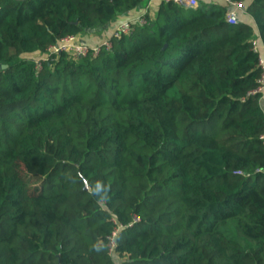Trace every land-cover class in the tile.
I'll return each mask as SVG.
<instances>
[{"label": "trees", "instance_id": "16d2710c", "mask_svg": "<svg viewBox=\"0 0 264 264\" xmlns=\"http://www.w3.org/2000/svg\"><path fill=\"white\" fill-rule=\"evenodd\" d=\"M146 1L0 0V264H264V0L48 51Z\"/></svg>", "mask_w": 264, "mask_h": 264}, {"label": "built area", "instance_id": "2783aa9c", "mask_svg": "<svg viewBox=\"0 0 264 264\" xmlns=\"http://www.w3.org/2000/svg\"><path fill=\"white\" fill-rule=\"evenodd\" d=\"M177 4H181L185 7L196 8L199 5L198 0H171ZM222 3L226 6L225 12V21L229 24H235L238 22L240 12L244 10V2L238 0H221ZM149 5V4H148ZM148 13L147 8L144 12L126 18L122 21L117 22L110 34L102 40L100 43L95 45H90L79 38V34L76 35H67L59 40L54 45H51L48 48V51L51 53L65 51L69 55L74 57L85 56L87 54L97 55L101 49L104 47L106 49L111 46V37L120 38L123 34L129 33L134 25H142L147 22L145 14ZM251 49L257 54V66L259 68V76L257 78V86L252 89L249 93L255 94L259 93L261 99H264V50L261 44V41L258 38H253L251 42ZM37 55H34L36 58ZM36 67L40 68V62L36 60ZM264 141V134L260 136ZM109 246L112 250L113 248V236L109 239Z\"/></svg>", "mask_w": 264, "mask_h": 264}, {"label": "crops", "instance_id": "0c3cea01", "mask_svg": "<svg viewBox=\"0 0 264 264\" xmlns=\"http://www.w3.org/2000/svg\"><path fill=\"white\" fill-rule=\"evenodd\" d=\"M159 1H161V0H147L146 2H144L140 7H138L137 9H134V10H132V11H130L127 15H124V16H121L120 18H118V22L119 21H122V20H124V19H126V18H129V17H131V16H134V15H137V14H140V13H142V12H144V10L147 8V11H148V15L150 16V17H152L153 15H154V11L157 9V5H158V3H159ZM204 2H212L213 0H203ZM215 2L217 1V0H214ZM213 1V2H214ZM149 4V5H148ZM249 18V17H248ZM117 21H116V23H117ZM115 25V23L114 24H111V26H110V28H108V29H111V28H113V26ZM107 31V30H106ZM102 32H104V31H102ZM111 32V31H110ZM104 33H106V32H104ZM81 36H83V37H81V39L82 40H86V38H85V36H88V34L87 35H81ZM85 42V41H84ZM91 45V44H90Z\"/></svg>", "mask_w": 264, "mask_h": 264}, {"label": "rangeland", "instance_id": "374dc122", "mask_svg": "<svg viewBox=\"0 0 264 264\" xmlns=\"http://www.w3.org/2000/svg\"><path fill=\"white\" fill-rule=\"evenodd\" d=\"M239 17L242 18V19L247 18L246 14L244 13V11L240 12V16ZM111 29H107V31H105V29H104V32H106V33L102 32V30H93V31H90V32L79 34L78 36L81 39V37H83L81 35H87L88 34V36H85L86 40H82V39L81 40L85 41L88 44L95 45V44L100 43L102 40H104L109 35ZM112 256L116 260V256H115L114 253H112Z\"/></svg>", "mask_w": 264, "mask_h": 264}, {"label": "water", "instance_id": "95a60500", "mask_svg": "<svg viewBox=\"0 0 264 264\" xmlns=\"http://www.w3.org/2000/svg\"><path fill=\"white\" fill-rule=\"evenodd\" d=\"M0 67H4V65H0Z\"/></svg>", "mask_w": 264, "mask_h": 264}]
</instances>
